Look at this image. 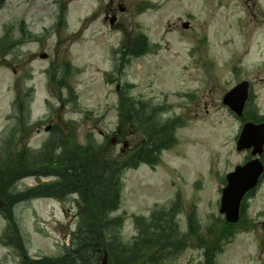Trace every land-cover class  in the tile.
<instances>
[{"label":"rangeland","instance_id":"obj_1","mask_svg":"<svg viewBox=\"0 0 264 264\" xmlns=\"http://www.w3.org/2000/svg\"><path fill=\"white\" fill-rule=\"evenodd\" d=\"M62 7L66 20L58 25ZM109 12L117 17L113 26ZM141 33L148 36L150 51L126 56L119 75V58ZM0 38L8 42L0 50V150L13 126L14 106L31 87V133L28 138L16 133L18 149H41L52 135L45 127L54 123L63 137L73 134L83 143L92 132L98 142L116 139V154L133 152L144 140L131 130L120 139L117 111L119 92L132 84L133 97L163 107L162 119L180 118L183 125L178 144L164 150L158 163L125 170L122 204L115 212L126 217L124 239L137 233L136 217L166 209L161 212L179 239L189 230L190 215L198 228L181 238L179 253L167 252L159 264H200L216 239L215 264H264V177L243 202L241 222L229 235L221 228L220 212L226 175L252 158L250 150H237L247 118L237 117L223 96L249 80L250 112L264 120V0H0ZM50 76H62L75 88L76 100L63 101L70 90L62 95ZM36 174L17 181L13 190L57 180ZM76 198L17 202L13 214L20 239L0 243V264H34L42 256L60 255L69 243L67 231L77 226ZM177 204L175 215L171 209ZM5 216L0 211V233Z\"/></svg>","mask_w":264,"mask_h":264},{"label":"trees","instance_id":"obj_2","mask_svg":"<svg viewBox=\"0 0 264 264\" xmlns=\"http://www.w3.org/2000/svg\"><path fill=\"white\" fill-rule=\"evenodd\" d=\"M145 46L146 39L140 47L134 45L132 52L139 48L145 49ZM7 48L8 42L4 43L0 39V50L5 51ZM64 85L70 90L68 100L75 99V89L65 79L61 81V86ZM24 96L13 126L3 138L0 154V209L9 219L10 227L6 244H12V239H20L13 214L17 202L27 198L49 197L64 203L73 195H77L74 200L77 206V228L70 231V245L65 247L62 255L44 257L34 264H101L105 251L110 264H159L167 252L181 251V238L197 234L198 226L192 216L188 233L182 234L179 239L178 229L169 224V216L156 211L149 220L137 217L139 234L125 241L123 229L126 217L115 214L122 204L125 170L136 169L142 163H158L161 151L176 142L178 119L164 120L160 116L161 107H149L123 92L118 109V135L120 139L124 138L131 130V133L142 135L144 139L140 148L133 152L116 154L113 140L107 137L100 143L92 132L88 133L83 143L76 140L73 134L63 137L58 125L54 126V133L40 150L35 151L27 146L18 149L16 133L25 138L31 130L27 118L33 98L32 88H26ZM249 118L258 120L250 114ZM71 140H74V144L70 146ZM34 173L38 176H54L57 180L41 183L23 192L13 190L17 181ZM175 211L176 207L172 208L171 212ZM230 227L234 225L224 222L221 228L227 229L228 232H225L229 235ZM218 241L216 239L209 244L214 249L207 248L205 261L200 264H215L216 252L220 249L217 247Z\"/></svg>","mask_w":264,"mask_h":264},{"label":"water","instance_id":"obj_3","mask_svg":"<svg viewBox=\"0 0 264 264\" xmlns=\"http://www.w3.org/2000/svg\"><path fill=\"white\" fill-rule=\"evenodd\" d=\"M115 18L111 19L113 24ZM187 27L188 25L185 24ZM249 82L243 81L232 90H230L223 98V103L228 105L236 114L242 115L248 99ZM48 127L47 129H49ZM264 146V123L247 124L238 142V149H248L253 147L252 154H262ZM264 166L260 159L257 158L238 166L234 172L228 175V185L223 191L221 212L225 213L227 220L236 222L239 219L240 205L243 197L253 189L262 173ZM103 264H108L107 255H105Z\"/></svg>","mask_w":264,"mask_h":264}]
</instances>
